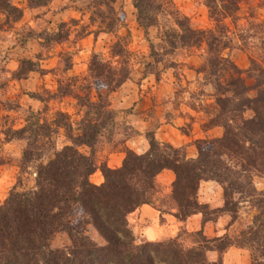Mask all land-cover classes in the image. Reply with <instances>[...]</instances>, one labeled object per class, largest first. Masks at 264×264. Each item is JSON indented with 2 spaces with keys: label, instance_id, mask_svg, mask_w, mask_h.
I'll use <instances>...</instances> for the list:
<instances>
[{
  "label": "trees",
  "instance_id": "16d2710c",
  "mask_svg": "<svg viewBox=\"0 0 264 264\" xmlns=\"http://www.w3.org/2000/svg\"><path fill=\"white\" fill-rule=\"evenodd\" d=\"M12 1L0 0V15L9 27L23 15V9ZM51 1L25 0V4L27 8H43ZM78 1L84 6L76 11L89 14L86 27L97 29L94 36L104 33L115 39L109 46L110 60L98 55L91 57L87 79L92 81L82 94L71 89L73 78L68 85L57 81L53 96L74 99L78 120L60 111L47 120L31 111L21 128L4 130V143H24L19 174L32 169L34 179L31 188L18 190L16 185L0 204V264H222L223 252L233 246L249 252L250 264H264V190L258 191L253 185L254 177H264V55L251 58L246 72L221 57L222 51L229 48L228 28L223 21L235 19L236 0H204L213 22L206 30L190 27L172 0H131L137 26L145 34L149 28L159 29L166 45L163 44L164 52L193 48L201 43L206 46L202 70L215 75L211 81L214 101L206 112L208 119L202 129L206 132L220 128L221 136L196 140L193 158H187L185 147L175 148L156 141L154 129L146 130L147 149L143 153L137 154L126 146V141L138 133L132 125L120 121L121 111L114 110L108 101L109 95L131 76L130 54L126 49L129 35H118L125 15L119 12L120 0ZM164 18L170 26L162 30L160 21ZM66 25L61 22L55 32L44 33L45 46L66 41L69 35L67 29L63 30ZM239 39L248 46L245 38ZM149 49L150 56L159 63L162 54L154 49L153 43ZM227 66L231 74L224 79ZM38 67L32 59L22 58L11 79L24 80ZM69 69L65 60L63 71ZM249 79L251 85L247 84ZM181 131L187 134V128ZM58 135L63 137V146L54 151L50 160L42 162L46 142ZM105 146L108 154L115 151L124 154L120 167L111 169L100 159L98 153ZM83 148L86 152L81 151ZM96 171L103 178L99 185L90 182ZM163 171L174 175L165 195L157 180ZM203 182L221 188V208L210 209L199 201L198 190ZM242 203L249 204L255 214L233 240L228 236L209 240L202 230L192 233L184 230L181 234L190 238V246L180 240V234L165 242L137 244L129 223V216L143 205L157 211L161 222L164 214L172 215L178 223L200 215L203 225L218 214H227L234 222ZM87 225L104 244L97 245L83 235ZM60 233L68 236L70 245L52 249L51 243ZM210 251L217 253L214 262L206 257Z\"/></svg>",
  "mask_w": 264,
  "mask_h": 264
},
{
  "label": "rangeland",
  "instance_id": "374dc122",
  "mask_svg": "<svg viewBox=\"0 0 264 264\" xmlns=\"http://www.w3.org/2000/svg\"><path fill=\"white\" fill-rule=\"evenodd\" d=\"M12 2L23 9V15L20 21L10 27L4 23V18L0 15V204L16 185H18V190L28 189L33 186L34 179L32 169H28L25 174H19L18 164L24 143L20 141L4 143V130L21 128L24 125L25 116L31 111L47 120H52L58 111L70 115L72 120H78L80 115L74 99L53 96L57 90V81L68 85L69 79L73 78L71 89L82 94L86 84L92 81V79H87L91 57L98 55L100 59L110 60L109 46L115 40L104 33H98L95 37L93 32L97 29L94 26L86 27L89 14L76 11L83 8L82 1L52 0L43 8H27L25 0H13ZM172 2L179 14L188 19L190 27L198 30L212 27L213 22L204 6V0H172ZM236 3L238 10L235 13V19L226 18L223 21L228 28L229 48L222 51L221 57L227 58L238 70L246 72L250 68L251 58H261L264 55V45L261 44L264 43V0H236ZM119 7V12L122 11L125 15V22L118 31V35H129L126 49L130 54L131 76L109 95L108 101L114 110L121 111L120 121L130 126L132 123L138 127L146 125L143 137L147 131L155 130L160 120L172 124L174 129L181 133V129L187 128V133L194 134L197 137L196 140L221 136L220 128H213L206 132L202 129L208 119L206 112L211 110L214 101V88L211 81L215 78V75L208 74L209 71L203 72L202 70L206 57L205 44L201 43L193 48L182 47L173 51L169 50L171 53L164 52L165 42H163L164 38L159 33V29L149 28L145 34L137 26L131 0H120ZM69 8L78 15L74 19L76 23H71L73 18L70 17H66L65 21L58 18L60 13ZM50 10L55 14H49ZM61 22L67 24L63 29L68 30L67 40H61L60 44L45 46L43 34L55 32ZM160 26L163 30L170 25L164 18L160 21ZM87 32L91 33L87 34ZM239 37L245 39L250 37L245 40L248 43L247 47ZM151 43L154 44V49L162 54V57H158L159 63H155V58L150 56ZM22 58L37 62L39 69L29 73L24 80L13 81L12 72L17 69L18 61ZM65 60H68L70 64V69L67 71H63ZM230 74V67L227 66L226 71L223 72V78H227ZM245 74L242 77H245ZM247 84L251 85L252 80H247ZM101 90L104 93V89ZM30 95L35 97L32 98ZM133 138L135 136L129 138L126 143L130 144ZM63 144L62 135L48 140L45 144L42 162L46 163L50 160L54 151L60 149ZM81 151L86 152V149L83 148ZM107 152L108 148L105 146L98 153L100 159H104L106 164L110 155L120 153L115 151L108 154ZM185 154L187 158L189 155L196 156L195 141L187 148L185 147ZM17 178H20V182ZM101 178L100 171H96L90 176V182L99 185L96 183ZM165 180L166 178H163L158 181L162 195L170 191L168 188L170 184L164 183ZM253 185L258 191L264 190V177H254ZM254 214L255 210L249 204H240L237 219L231 222V218L226 214L228 223L225 224V231L215 238L228 236L233 240L251 223ZM221 216L222 214H218L209 222L215 223ZM185 222L178 226L171 238L180 234V240L190 246V238L185 233L181 234L184 230L192 233L187 230ZM129 223L135 234L136 243L147 241L143 235H139L141 226H138L135 231L131 221ZM161 223H164V219ZM84 229V236L97 245L104 244L90 225ZM171 238L154 242H165ZM69 245L68 236L60 233L52 241L51 248L61 249ZM233 248L241 249L234 246ZM207 259L209 260L208 257Z\"/></svg>",
  "mask_w": 264,
  "mask_h": 264
},
{
  "label": "crops",
  "instance_id": "0c3cea01",
  "mask_svg": "<svg viewBox=\"0 0 264 264\" xmlns=\"http://www.w3.org/2000/svg\"><path fill=\"white\" fill-rule=\"evenodd\" d=\"M63 13L59 14V20L65 21L66 17L73 19L78 17L77 13L72 11L70 8L63 11ZM49 14L55 13H51L50 10ZM131 125L138 134L132 139L130 144L127 142L126 146L137 154L143 153L147 149V144L142 136L146 125L145 123H143V125H145L144 127L135 126L133 123ZM208 133H210V131ZM154 138L159 143H167L177 148H187L188 145L193 144V142L197 139L194 134L191 135L190 133H181L180 131L174 129L172 124H167L163 120H160L159 124L155 128ZM131 144L134 146H130ZM193 157V155H189V158ZM123 158V153L110 155L107 163L108 167L111 169L120 167ZM163 178H166V182L164 183L169 185L174 180V175L171 171H163L159 174L157 180L159 181ZM101 182L102 178L96 184H100ZM221 194V188L217 184L212 182H203L199 186L198 199L201 203L207 204L210 209H218L223 206ZM159 218L160 214L157 211L147 205H143L129 216V221L133 224L135 231L138 226H141L139 232L141 234L139 235H143L147 241L154 242L171 238L175 234L178 226L181 225V223H178L174 217L169 214L162 215L164 223H161ZM201 220L200 215H193L187 219L185 226L187 227V230L192 232L202 230L203 235L208 239L215 238L219 235L221 236V234L225 231V224L228 223V217L226 214H222V216L219 217L215 223L207 221L202 225ZM207 257L211 262L216 261L217 253L213 251L208 252ZM222 264H249V254L243 249L231 247L224 252L222 256Z\"/></svg>",
  "mask_w": 264,
  "mask_h": 264
}]
</instances>
